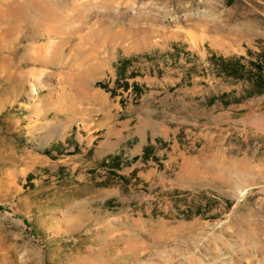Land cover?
Wrapping results in <instances>:
<instances>
[{"label":"rangeland","instance_id":"obj_1","mask_svg":"<svg viewBox=\"0 0 264 264\" xmlns=\"http://www.w3.org/2000/svg\"><path fill=\"white\" fill-rule=\"evenodd\" d=\"M175 49L202 77L177 84ZM214 51L260 59L264 0H0V264H264V95L223 107L250 85L204 70ZM126 58L163 69L145 105L181 142L117 181L74 133L119 113L99 84Z\"/></svg>","mask_w":264,"mask_h":264},{"label":"crops","instance_id":"obj_2","mask_svg":"<svg viewBox=\"0 0 264 264\" xmlns=\"http://www.w3.org/2000/svg\"><path fill=\"white\" fill-rule=\"evenodd\" d=\"M171 51L174 52V50ZM185 51L190 52L191 49H185ZM214 52L216 55L224 58L244 57L242 55H225L217 51ZM175 57L176 59L178 58L180 64L182 62L183 64H187L185 77H181L179 83H177L178 85H182L193 78L202 77L200 74L193 72L197 67H195V63L190 61L191 53L190 56H185L183 53H175ZM125 60H129V58H126ZM207 63L209 67L204 70L214 71V66L210 62ZM157 68L156 74L150 72V74L143 75L139 74L136 63L133 62L125 76L122 77L117 75L115 79L117 84L116 88H109L114 90L118 96H112L111 92L105 91L112 97L120 98L119 113H117L116 109L103 112V115H100L99 119L97 118L96 121L93 122L92 133H90L85 141L83 140L85 135H83L81 131H76L74 133V147L80 149V147L84 146L88 149L89 153L94 151L98 157V160L95 162L97 168L105 174L106 178H115L118 181L119 177L111 174L116 171L112 168L114 166L113 161L115 160L118 162V171L116 172L117 175L121 174V172L127 168H132L137 163H140L141 167L155 165L157 168L161 169L163 167V163L167 160L166 158L176 151L175 149L177 146L175 145V142H178L179 144L181 142L180 127L178 126L176 129L172 125V121L165 117L159 119L156 116V112L148 108V104L145 105L146 96L152 92V90L148 87L149 83L146 79L150 78L159 80L164 75V71H162L163 69H161L160 66ZM202 74L206 77L204 72H202ZM208 75L212 74L208 73ZM214 76L216 79L231 81L233 84L245 85L244 81L218 75L216 72L214 73ZM124 83H127L129 86L127 90H124ZM134 86L138 89H142L144 93L136 102H128L124 99V94L133 96ZM245 91L246 89H243L241 95L237 96V98L239 99L244 97ZM223 94L228 95L227 98H223L219 101L223 107L229 108L233 105H239L234 103L236 101V97L233 99L235 91ZM213 98L214 97L209 98L208 103H206V107L211 108L217 104L218 100H215L214 103L211 104V99ZM226 103H230V105L226 106ZM135 158H137V160H134ZM103 163H105V167H102ZM130 175L131 178H133V181L141 180L137 167H134L131 170Z\"/></svg>","mask_w":264,"mask_h":264},{"label":"trees","instance_id":"obj_3","mask_svg":"<svg viewBox=\"0 0 264 264\" xmlns=\"http://www.w3.org/2000/svg\"><path fill=\"white\" fill-rule=\"evenodd\" d=\"M175 53H183L185 56H190V53L186 51H181L180 49H175ZM174 53V54H175ZM208 62H210L214 66V71L218 75L226 76V77H232L236 80L244 81L245 84L250 85L248 89L245 91V96L239 99H236L234 103L241 104L244 99L259 97L264 95V53L261 55L259 60H251L246 62L245 57H232V58H224L222 56L216 55L215 52L210 53L208 57ZM131 59L129 60H123L121 65L119 66L118 76H125L127 74L128 69L132 66ZM133 75V73H132ZM99 86L106 90L107 92H111L112 96H118V94L114 91L109 89L107 86H103L99 84ZM129 88L127 83H124V90H127ZM133 96L134 100L137 101L140 99V96L144 93L142 89H138L136 86L133 87ZM227 94L221 95L219 98L222 100L223 98H227ZM217 100L216 98L211 99L212 103ZM123 102V101H122ZM123 105V103H122ZM230 103H226V106H229ZM115 160V159H114ZM134 160H137L135 158ZM114 166V172L111 174L113 176L119 177L121 180H125L124 177L117 175L118 171V162L115 160ZM102 167H105V163L102 164Z\"/></svg>","mask_w":264,"mask_h":264},{"label":"bare ground","instance_id":"obj_4","mask_svg":"<svg viewBox=\"0 0 264 264\" xmlns=\"http://www.w3.org/2000/svg\"><path fill=\"white\" fill-rule=\"evenodd\" d=\"M225 264V263H224Z\"/></svg>","mask_w":264,"mask_h":264}]
</instances>
